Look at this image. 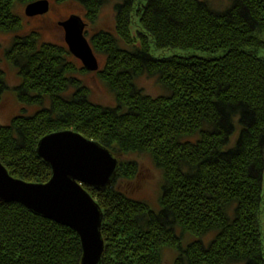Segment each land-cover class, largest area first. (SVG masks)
<instances>
[{"label":"trees","instance_id":"trees-1","mask_svg":"<svg viewBox=\"0 0 264 264\" xmlns=\"http://www.w3.org/2000/svg\"><path fill=\"white\" fill-rule=\"evenodd\" d=\"M35 1L0 0V33L20 28L16 3ZM70 1L91 28L111 3ZM139 1L115 0L113 32L88 40L105 57L94 73L114 107L90 101L79 79L89 72L68 61L66 47L39 44L34 33L15 38L7 53L20 78L15 98L39 110L0 125V162L10 176L43 185L52 171L39 141L68 130L116 157L111 186H83L103 216L100 264H160L165 250L171 264H264V0H228L222 11L208 0ZM143 76L168 94H143ZM5 89L0 73V99ZM129 155L160 171L158 210L118 190L138 174L135 160L119 158ZM81 256L73 229L0 202V264H81Z\"/></svg>","mask_w":264,"mask_h":264},{"label":"water","instance_id":"water-1","mask_svg":"<svg viewBox=\"0 0 264 264\" xmlns=\"http://www.w3.org/2000/svg\"><path fill=\"white\" fill-rule=\"evenodd\" d=\"M49 7V1L38 0L28 4L24 13L30 18L44 16ZM58 25L68 52L87 72H98L97 57L85 37V21L71 15ZM36 153L50 165L52 178L43 185L27 183L10 176L0 162V202L18 203L41 218L73 229L81 242V264H100L104 252L100 227L103 216L83 186L107 189L117 174L119 161L98 142L70 130L41 138Z\"/></svg>","mask_w":264,"mask_h":264},{"label":"rangeland","instance_id":"rangeland-1","mask_svg":"<svg viewBox=\"0 0 264 264\" xmlns=\"http://www.w3.org/2000/svg\"><path fill=\"white\" fill-rule=\"evenodd\" d=\"M50 1L49 11L46 15L40 16V18H30L24 13L25 5L16 3L13 12L20 18V28L14 33H0V70L4 72V79H6V93L2 95L0 99V125L7 126L13 118L18 116L21 112L25 111L26 114H33L39 110V107L31 106L26 107L18 102L15 98L16 88L20 85V78L18 72L14 68L10 67V63L4 57L5 50L11 49L16 37H25L30 34H38L39 44H53L55 46L66 47L64 43V33L62 28L58 25L59 22L65 21L71 15L80 16L84 20V10L79 5L70 0H48ZM141 1V0H140ZM139 1V2H140ZM213 9L216 11H222L227 6L228 0H208ZM115 0H111V3L102 8L99 16V22L93 28L87 26L85 35L87 41L96 32L101 30L113 32L114 28V6ZM136 27H133V35L137 32ZM183 53L182 51H167L166 53L156 54L158 56L178 55ZM196 56H203L205 54L195 53ZM99 64V71L104 67L105 57L104 55H97ZM69 62H72L77 69H81L83 65L75 59L72 55L68 58ZM79 79L88 86L90 90V101L92 103L105 106L114 107L115 97L110 92V89L101 81L98 75L94 72L79 76ZM137 86L143 91V94L149 95L153 98L158 96L167 95V91L163 86L157 82L155 78H149L147 76L140 77L136 80ZM47 107L48 104H45ZM120 159L135 160L138 164V174L129 182L121 181L118 190L124 193L127 197L146 203L150 208L155 210L159 209V197L160 189L162 187V177L159 170H157L152 163L151 159H148L144 155H129L128 157L120 156ZM214 238L213 233H209L203 237V241L207 244ZM162 260L160 264H171L174 259V254L168 250H165L162 254Z\"/></svg>","mask_w":264,"mask_h":264},{"label":"flooded vegetation","instance_id":"flooded-vegetation-1","mask_svg":"<svg viewBox=\"0 0 264 264\" xmlns=\"http://www.w3.org/2000/svg\"><path fill=\"white\" fill-rule=\"evenodd\" d=\"M50 2V1H49ZM35 18H40V16H35L33 19H35ZM84 21V20H83ZM86 22V21H85ZM19 37V36H18ZM89 42V41H88ZM10 50V49H9ZM9 50H5V52H4V57L7 59V53H8V51ZM0 61H1V59H0ZM8 61V60H7ZM9 62V61H8ZM10 67H11V64H10ZM0 73L2 74V75H4V72L2 71V70H0ZM16 91H17V88H16ZM6 93V89H5V91L3 92V94H5ZM2 94V95H3Z\"/></svg>","mask_w":264,"mask_h":264}]
</instances>
